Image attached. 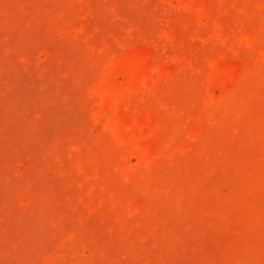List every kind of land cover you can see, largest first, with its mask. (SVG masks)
<instances>
[{
	"label": "rangeland",
	"instance_id": "obj_1",
	"mask_svg": "<svg viewBox=\"0 0 264 264\" xmlns=\"http://www.w3.org/2000/svg\"><path fill=\"white\" fill-rule=\"evenodd\" d=\"M0 264H264V0H0Z\"/></svg>",
	"mask_w": 264,
	"mask_h": 264
}]
</instances>
